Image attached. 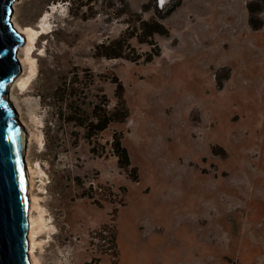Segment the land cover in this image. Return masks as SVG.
I'll use <instances>...</instances> for the list:
<instances>
[{
    "label": "rangeland",
    "instance_id": "rangeland-1",
    "mask_svg": "<svg viewBox=\"0 0 264 264\" xmlns=\"http://www.w3.org/2000/svg\"><path fill=\"white\" fill-rule=\"evenodd\" d=\"M108 1L14 6L39 29L36 74L10 94L47 222L40 264H264V0H127L120 17ZM176 5L157 46L130 40L139 60L98 56ZM95 107L128 116L95 134L79 125Z\"/></svg>",
    "mask_w": 264,
    "mask_h": 264
},
{
    "label": "water",
    "instance_id": "water-1",
    "mask_svg": "<svg viewBox=\"0 0 264 264\" xmlns=\"http://www.w3.org/2000/svg\"><path fill=\"white\" fill-rule=\"evenodd\" d=\"M15 0H0V264H32L25 126L11 102L25 43L13 17Z\"/></svg>",
    "mask_w": 264,
    "mask_h": 264
},
{
    "label": "trees",
    "instance_id": "trees-1",
    "mask_svg": "<svg viewBox=\"0 0 264 264\" xmlns=\"http://www.w3.org/2000/svg\"><path fill=\"white\" fill-rule=\"evenodd\" d=\"M96 0H70V4L72 6L77 5L79 7L88 6L89 8H92V4H94ZM179 5V4H178ZM174 6L171 10H168L167 13L163 16H161V19H155L152 18L150 20H145L143 18H140L138 20L139 22V28L135 30L132 34L129 36L123 35L117 39H114L108 43H102L97 47V54L98 56L106 57L108 59H114V58H128L132 59L133 61L139 60V58H133L128 57L127 50L131 47L130 40L134 37H137L139 39V42L144 44L148 43L152 46H157L156 36H166L169 34V29L166 27V25L163 23V19L169 16L174 9L178 6ZM108 9H111V15H115L116 17H120L123 15L129 14L131 7L127 0H109L107 3ZM135 15H138L137 12L132 13ZM159 52H155V55H158ZM153 59V54L150 52L148 56L146 57L147 61H151ZM118 109H116L114 112H107L104 114H98L97 107H95L93 113L94 118L88 122H80L79 125L87 128L89 130L90 128H93L95 134L104 131L108 128L111 122L113 121H123L128 116L127 112H122L121 114H117ZM72 120L77 121L76 117H72ZM117 150L121 156V163H123L125 166L130 165V159L129 154L126 147L120 146V143L116 144Z\"/></svg>",
    "mask_w": 264,
    "mask_h": 264
},
{
    "label": "bare ground",
    "instance_id": "bare-ground-1",
    "mask_svg": "<svg viewBox=\"0 0 264 264\" xmlns=\"http://www.w3.org/2000/svg\"><path fill=\"white\" fill-rule=\"evenodd\" d=\"M19 3V0H15L13 6H17ZM15 22L17 25L18 30L24 34L25 36V43L24 45L19 49V61L20 64L22 63L24 71L26 69V66L28 65L29 74L27 77H23L24 73H21L16 77L13 82L10 84V87L14 85V83H18L19 86L22 89H25L28 84L30 83L33 76L36 74L37 71V65L36 60L34 56L32 55L33 48H34V42L36 40V37L39 35V29H35L32 26L27 27H21L19 23L17 22V19L15 18ZM42 28H45V26H42ZM24 52V58L21 56V52ZM263 53V52H262ZM259 60V59H258ZM257 61V60H256ZM21 65V67H22ZM9 87V90H10ZM259 87V86H258ZM12 90V88H11ZM10 90V91H11ZM263 92V91H262ZM11 98V102L15 108L20 110L19 102L16 97H14L12 94L9 96ZM23 124H25L24 120L21 119ZM24 126V125H23ZM26 130V129H25ZM28 133L26 131L25 133V144L27 146L28 143ZM31 139V138H30ZM27 157V155H26ZM27 177H28V192L31 199V207H30V230H29V238H30V255H31V261L32 264H40L38 257H37V249L41 245V241H39V235L40 233L47 227L46 218L44 217V210L40 207L38 198L33 194V176H32V166L31 163H29V160H27V167H26ZM37 211V213H35Z\"/></svg>",
    "mask_w": 264,
    "mask_h": 264
}]
</instances>
